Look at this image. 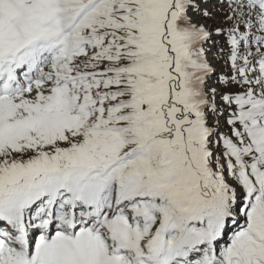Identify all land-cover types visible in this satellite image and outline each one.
<instances>
[{"label": "snow or ice", "instance_id": "snow-or-ice-1", "mask_svg": "<svg viewBox=\"0 0 264 264\" xmlns=\"http://www.w3.org/2000/svg\"><path fill=\"white\" fill-rule=\"evenodd\" d=\"M0 264H264V0H0Z\"/></svg>", "mask_w": 264, "mask_h": 264}, {"label": "rangeland", "instance_id": "rangeland-1", "mask_svg": "<svg viewBox=\"0 0 264 264\" xmlns=\"http://www.w3.org/2000/svg\"><path fill=\"white\" fill-rule=\"evenodd\" d=\"M210 7H211V4H210Z\"/></svg>", "mask_w": 264, "mask_h": 264}]
</instances>
